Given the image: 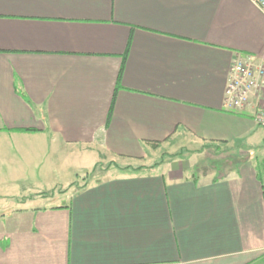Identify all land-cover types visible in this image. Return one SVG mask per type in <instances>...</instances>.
<instances>
[{"label": "crops", "instance_id": "crops-1", "mask_svg": "<svg viewBox=\"0 0 264 264\" xmlns=\"http://www.w3.org/2000/svg\"><path fill=\"white\" fill-rule=\"evenodd\" d=\"M247 54L253 0H0V264H264V125L224 106ZM207 144L243 153L151 165Z\"/></svg>", "mask_w": 264, "mask_h": 264}, {"label": "built area", "instance_id": "built-area-1", "mask_svg": "<svg viewBox=\"0 0 264 264\" xmlns=\"http://www.w3.org/2000/svg\"><path fill=\"white\" fill-rule=\"evenodd\" d=\"M264 12V0H253ZM224 106L251 115L264 125V59L256 54L237 56L231 63Z\"/></svg>", "mask_w": 264, "mask_h": 264}, {"label": "rangeland", "instance_id": "rangeland-1", "mask_svg": "<svg viewBox=\"0 0 264 264\" xmlns=\"http://www.w3.org/2000/svg\"><path fill=\"white\" fill-rule=\"evenodd\" d=\"M195 148V146H193ZM191 150V149H190ZM168 151V152H167ZM177 153H169V149H162L159 150L157 156L154 158L155 160H153V164L151 163L152 166H155V164H159L160 162L164 161L167 157H174V158H182V163H186L187 165H189L190 160L193 161V163L195 164L196 167V171L202 172L204 171L206 168L207 169H211L212 167H226L229 168L230 165L234 164V160H236V158L238 156H241V154L243 153V150L240 151V148H235L234 146H221V147H216V145H209L207 144L206 146H204L203 148H200L198 150H191L193 152H189V149H177ZM200 152L201 155H197L195 154L196 152ZM194 153V154H193ZM193 154V155H192ZM64 160V158L62 159V161ZM110 165H112L110 162H105L103 164H101V166H97V170L94 173L95 170H93L90 175L84 177L81 180V184L87 185V183L89 182V179L92 175L97 174L99 175L101 173L100 169H104L106 170V167H109ZM210 170V171H211ZM27 172V171H26ZM33 173H37V169L36 167L33 165L31 166V169H29V182L24 181L21 182V184H24V188H20L18 187V184H14L13 187V191L14 194L16 193H31L34 194L35 192H41V191H45V188L41 187L39 185L38 179H33V177L35 176ZM37 178V177H36ZM18 187V189H17ZM55 192H59V193H63L65 192L64 188H58L57 190H55ZM64 202H66L68 200V197H63L62 199ZM46 201H43V203Z\"/></svg>", "mask_w": 264, "mask_h": 264}, {"label": "trees", "instance_id": "trees-1", "mask_svg": "<svg viewBox=\"0 0 264 264\" xmlns=\"http://www.w3.org/2000/svg\"><path fill=\"white\" fill-rule=\"evenodd\" d=\"M28 130H29V131H33V129H28ZM156 165H158V163H157V164H155V166H156ZM155 166H153V167H155Z\"/></svg>", "mask_w": 264, "mask_h": 264}]
</instances>
